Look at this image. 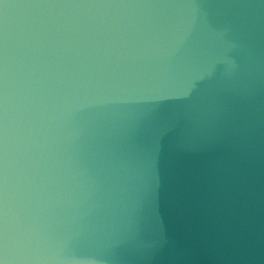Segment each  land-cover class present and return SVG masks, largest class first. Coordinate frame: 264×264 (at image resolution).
<instances>
[{"label":"water","instance_id":"water-1","mask_svg":"<svg viewBox=\"0 0 264 264\" xmlns=\"http://www.w3.org/2000/svg\"><path fill=\"white\" fill-rule=\"evenodd\" d=\"M0 264H264V0H0Z\"/></svg>","mask_w":264,"mask_h":264}]
</instances>
